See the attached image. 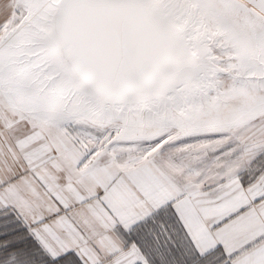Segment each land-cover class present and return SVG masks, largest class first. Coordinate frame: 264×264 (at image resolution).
<instances>
[{
    "label": "snow or ice",
    "instance_id": "1",
    "mask_svg": "<svg viewBox=\"0 0 264 264\" xmlns=\"http://www.w3.org/2000/svg\"><path fill=\"white\" fill-rule=\"evenodd\" d=\"M0 264H264V0H0Z\"/></svg>",
    "mask_w": 264,
    "mask_h": 264
}]
</instances>
